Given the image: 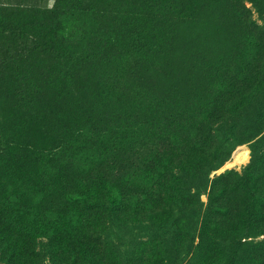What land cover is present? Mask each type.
I'll use <instances>...</instances> for the list:
<instances>
[{
  "label": "rangeland",
  "instance_id": "1",
  "mask_svg": "<svg viewBox=\"0 0 264 264\" xmlns=\"http://www.w3.org/2000/svg\"><path fill=\"white\" fill-rule=\"evenodd\" d=\"M223 1L237 0H0V211L15 221V229L5 226L0 264H31L32 248L39 253V264H52L48 231L38 229L34 243L29 231L32 225L47 226L49 215L40 205L63 179L81 186L102 162L101 171L110 179L126 177L131 182L142 173L139 152L151 155V147L139 142L156 140L161 117L173 118V110L211 111L210 103L199 102V90L181 91L185 86L176 85L162 89L161 81L149 89L129 71L135 62L158 69L174 65L178 22L205 6L214 12ZM239 2L247 8L251 35L239 40L232 52L215 46L207 49L204 59L200 54L184 59L185 71L204 73L209 88L219 90L237 81L244 89L257 76L255 64H262L264 71V0ZM55 6L64 13L57 14ZM170 15L175 16L171 24ZM91 34L98 40L89 42ZM249 88L242 98L257 91L252 101L231 106L210 128L211 137H201L219 146L214 163L193 174L176 170L198 199L194 210L175 207L172 219L163 223L140 217L125 220L109 209L103 241L64 233L61 255L67 259L58 260L116 264L111 255H117L120 264H194L213 178L229 170L242 174L253 152L262 156L257 171L263 182L257 197L264 218V88ZM119 125L125 127L127 155L123 150L113 157L119 140L110 135L97 142L95 132L108 126L116 131ZM76 137V142L69 141ZM130 143L138 157H128ZM242 150L248 158L235 161ZM249 239L258 241L263 235ZM263 250L255 246L247 259L264 264Z\"/></svg>",
  "mask_w": 264,
  "mask_h": 264
},
{
  "label": "trees",
  "instance_id": "2",
  "mask_svg": "<svg viewBox=\"0 0 264 264\" xmlns=\"http://www.w3.org/2000/svg\"><path fill=\"white\" fill-rule=\"evenodd\" d=\"M53 10L57 14L64 13L56 6ZM168 10L164 8L167 15ZM173 17L175 16H169V24ZM178 24L181 27L173 51L176 61L172 60L175 64L158 69L146 62H135L129 74H133L149 89L158 86L161 81L162 89H171L176 85L185 86L181 91H185L186 87H192L190 91L199 90L202 97L199 102L210 103L211 111H195V108L194 112L173 110L175 114L173 118L161 117V132L156 140L152 144L149 140L139 142L151 147L152 150L148 157H145V150L139 152L140 161L143 162L142 173L135 176L131 182L126 177L110 179L101 171L102 162L98 168L92 170L81 186L71 179H63L60 187L49 194L40 205L49 215L47 226L43 223L39 227L32 225L29 231V240L33 243L39 236L38 229L48 231L46 235L52 248V264H69L67 261L58 260L62 256L61 242L64 233L73 231L77 236H87L102 242L101 234L105 231L111 215L109 209L114 210L116 216L125 220L140 217L160 220L163 223L172 219L175 207L185 212L194 210L198 205V199L188 192L185 181L176 170L181 169L193 174L213 164L220 155V148L214 139L206 142L201 137H211L210 128L227 116L231 106L238 103V108L242 106L241 104L252 101L257 91L254 94L252 90L246 100L242 98L252 84L264 88L262 64L253 66L257 76L253 83L244 89H240L237 81H231L229 87L222 86L219 90L215 87L209 88L204 73L199 74L191 69L188 70L189 73L185 71L188 67L186 60L190 55L200 54L198 57L204 59L207 49L215 46L221 47L223 52L225 49L232 52L239 40L251 35L252 24L249 22L247 8L241 5L239 0L229 3L223 1L214 12H210L205 6L199 10V14ZM97 40L96 36L90 35L89 42ZM182 69L184 74L181 72ZM220 71L218 74H221ZM111 129L113 128L110 126L99 128L95 136L97 142L110 135L119 140L113 146V157H116L123 150L126 153L123 148L124 142H127L125 127L119 125L116 126V131ZM77 139L78 137L69 141L74 143ZM130 144L131 148L127 151L131 152V155L128 157L133 158L134 155L137 156V148L135 144ZM252 157L251 164L242 174L229 170L213 178L198 235L194 264H206L204 260L207 258H211L212 261H223V264H253L252 260L247 259L251 249L255 246L258 250L264 248V218L257 197L262 185L260 183L263 182L257 171L262 156L253 152ZM10 217V213L0 211V242L4 241L2 237L6 225L15 229L11 225L15 221ZM73 219L77 221L74 222ZM183 235H187L186 230ZM259 235H263V239L258 241L249 239ZM32 249L34 257L31 264H39V253ZM99 249L102 250V247ZM239 250L242 253H238ZM111 256L113 262L120 264L117 255ZM62 259L67 258L62 256Z\"/></svg>",
  "mask_w": 264,
  "mask_h": 264
},
{
  "label": "bare ground",
  "instance_id": "3",
  "mask_svg": "<svg viewBox=\"0 0 264 264\" xmlns=\"http://www.w3.org/2000/svg\"><path fill=\"white\" fill-rule=\"evenodd\" d=\"M248 158V154L245 150L242 151H238L235 156H234V160L235 161H239V162H244L246 161V159ZM235 161H231L228 163V165L233 164ZM227 165V164H226ZM227 165V166H228Z\"/></svg>",
  "mask_w": 264,
  "mask_h": 264
}]
</instances>
